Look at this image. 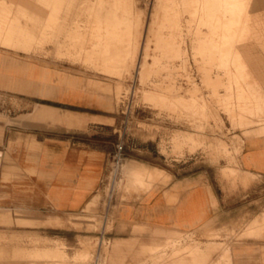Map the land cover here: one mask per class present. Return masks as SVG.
<instances>
[{
  "label": "rangeland",
  "instance_id": "obj_1",
  "mask_svg": "<svg viewBox=\"0 0 264 264\" xmlns=\"http://www.w3.org/2000/svg\"><path fill=\"white\" fill-rule=\"evenodd\" d=\"M245 5L247 0H93L92 9L79 10L77 25L68 24L66 32L63 25L62 39L45 43L61 54L59 68L77 76L79 96L89 92L94 103L57 104L85 116L115 117V146L123 144L122 186L109 191L110 158L96 212H49L36 218L61 217L51 216L46 225L0 223V233L23 235L29 245L26 235L57 239L55 245L64 251L54 256L60 264H118L110 254L115 238L138 235L140 242L149 241L148 231L134 234L131 225L119 230V222L135 223L127 219L130 209L153 188L176 183L181 192L183 183H210L227 198L238 194L244 203L251 195H264V177L240 165L246 138L264 136V83L252 77L241 56ZM252 11L264 13V4ZM255 50V56L261 53ZM35 61L43 63L41 56ZM45 102L52 101L0 90V116H24L35 103ZM28 118L31 128L55 129L49 120ZM128 158L171 178L166 182L158 173L163 183L156 184L155 171L141 172L135 163L126 164ZM185 176L191 179L177 180ZM121 178L120 169L115 179ZM251 204L261 213L251 218L252 212L243 210L234 220H211L203 231L165 238L158 248H143L135 264H234L231 240L264 234V207ZM221 224L229 226L215 227ZM84 246L88 250L81 252ZM121 264H133L132 259Z\"/></svg>",
  "mask_w": 264,
  "mask_h": 264
},
{
  "label": "crops",
  "instance_id": "obj_2",
  "mask_svg": "<svg viewBox=\"0 0 264 264\" xmlns=\"http://www.w3.org/2000/svg\"><path fill=\"white\" fill-rule=\"evenodd\" d=\"M0 3V90L39 95L52 101L35 103L33 110L23 113L24 116H0V223L46 225L51 216H61L36 217L49 212L75 215L96 212L99 189L117 140L112 122L115 117L97 113L85 116L60 107V103L81 105L94 100L89 92L79 96L77 76L59 68L61 54L45 43L60 41L62 26L66 32L68 24L77 25L79 10L92 9L93 0H0ZM259 3L264 4V0H247L245 5L248 10L240 28L241 56L252 77L264 83V13L252 11ZM229 24L222 23L225 27ZM257 47L261 53L256 57ZM10 50L22 53L17 56ZM40 56L43 63L35 61ZM62 72L68 78L63 80L59 74ZM105 108L111 109L107 101ZM28 117L49 120L55 123V129L31 128ZM126 160V164L135 163L141 172L149 169L155 171V176L161 173L166 182L171 178L167 171L156 166ZM240 165L243 170L264 177V136L246 138ZM134 176L135 172L130 171V177ZM187 179L191 176L177 180ZM162 181L155 177L156 184ZM181 185L184 187L181 192L176 183L153 188L130 209L127 219L132 218L135 223L119 222V230L131 225L134 234L143 229L150 238L145 243L140 242L138 235L115 238L110 254L118 264L127 257L135 264L143 258V248H158V242L180 233L203 231L211 220H234L243 210L252 212L253 218L261 213V207L252 206V202H261L264 207V195H251L244 203L238 194L227 198L210 183ZM26 237L31 245L24 243L23 235L0 233V264L62 262L54 257L64 252L63 247L55 245L57 239ZM231 246L234 264H264V234L260 238L231 240ZM84 247L81 252L87 249Z\"/></svg>",
  "mask_w": 264,
  "mask_h": 264
},
{
  "label": "bare ground",
  "instance_id": "obj_3",
  "mask_svg": "<svg viewBox=\"0 0 264 264\" xmlns=\"http://www.w3.org/2000/svg\"><path fill=\"white\" fill-rule=\"evenodd\" d=\"M225 5H226V4H225ZM236 5H238V4H236ZM233 6H234V5H233ZM123 166H124V162L121 164V167H120V168L114 166L113 170L111 171V177H112L113 181H112V185H111V187L109 188V191H110V190L112 191L113 188H115L116 186H117V187L120 186V188H121V186H122V181H123ZM120 169H121V175H122V178L119 179V180H116V179H115L116 173H117ZM101 198H102V193L99 191V204H100ZM100 242H101V241H100Z\"/></svg>",
  "mask_w": 264,
  "mask_h": 264
},
{
  "label": "built area",
  "instance_id": "obj_4",
  "mask_svg": "<svg viewBox=\"0 0 264 264\" xmlns=\"http://www.w3.org/2000/svg\"><path fill=\"white\" fill-rule=\"evenodd\" d=\"M122 156H123V144L118 142L115 146V149L114 151L112 152L110 158L112 159L113 161V168L114 166L118 167L119 164L121 163L122 161ZM113 170V169H112Z\"/></svg>",
  "mask_w": 264,
  "mask_h": 264
}]
</instances>
